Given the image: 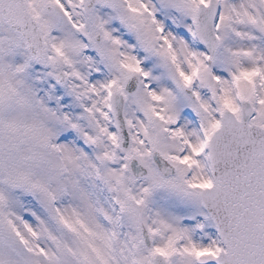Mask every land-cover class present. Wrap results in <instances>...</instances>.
<instances>
[{
  "label": "snow or ice",
  "instance_id": "obj_1",
  "mask_svg": "<svg viewBox=\"0 0 264 264\" xmlns=\"http://www.w3.org/2000/svg\"><path fill=\"white\" fill-rule=\"evenodd\" d=\"M0 264H264V0H0Z\"/></svg>",
  "mask_w": 264,
  "mask_h": 264
}]
</instances>
